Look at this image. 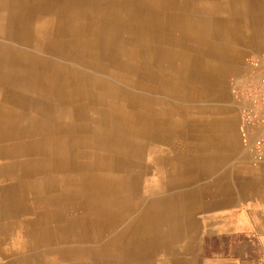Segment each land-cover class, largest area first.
I'll return each instance as SVG.
<instances>
[{
	"label": "bare ground",
	"instance_id": "obj_1",
	"mask_svg": "<svg viewBox=\"0 0 264 264\" xmlns=\"http://www.w3.org/2000/svg\"><path fill=\"white\" fill-rule=\"evenodd\" d=\"M208 2L0 0L4 172L59 207L35 240L57 250L60 264L94 263V251L80 245L103 220L92 212L100 188L141 179L129 136L169 115L167 107L207 92L196 91L205 78L191 70L203 68L224 40L222 28L207 27V13L194 12ZM133 155L141 160L142 152Z\"/></svg>",
	"mask_w": 264,
	"mask_h": 264
},
{
	"label": "crops",
	"instance_id": "obj_2",
	"mask_svg": "<svg viewBox=\"0 0 264 264\" xmlns=\"http://www.w3.org/2000/svg\"><path fill=\"white\" fill-rule=\"evenodd\" d=\"M208 1L192 10L207 13L209 29H223L217 52L222 51L211 47V59L191 70L205 78L196 91L207 90L208 96L167 107L170 116L143 124L141 136H129L141 179L100 188L120 185L129 200L106 209L99 191L92 212L111 221L102 220L93 238L80 245L94 251L93 264H264V163H256L247 148L243 103L233 92L250 77L264 75V0ZM136 149L141 160L133 155ZM1 189L0 264H60L32 247L42 202L20 199L17 186Z\"/></svg>",
	"mask_w": 264,
	"mask_h": 264
},
{
	"label": "built area",
	"instance_id": "obj_3",
	"mask_svg": "<svg viewBox=\"0 0 264 264\" xmlns=\"http://www.w3.org/2000/svg\"><path fill=\"white\" fill-rule=\"evenodd\" d=\"M243 103V135L256 163H264V75L250 77L234 89Z\"/></svg>",
	"mask_w": 264,
	"mask_h": 264
},
{
	"label": "rangeland",
	"instance_id": "obj_4",
	"mask_svg": "<svg viewBox=\"0 0 264 264\" xmlns=\"http://www.w3.org/2000/svg\"><path fill=\"white\" fill-rule=\"evenodd\" d=\"M227 38H228V36H227ZM233 92H234V89H233ZM182 102H186V100H183ZM2 145H3V143L0 142V150L2 148ZM2 159H3V154L0 152V183H7V185L6 184H0V185L1 186H6L8 189L11 188L12 185L13 186H17L16 183H15V180L12 181V180L8 179L9 174H5V172H4V170H6V165L5 164L8 163V161L2 160ZM17 175H19V174L17 173ZM4 176H6L5 179H4ZM10 184H12V185H10ZM12 190H15V189H12ZM0 191H2V189ZM18 191H19L18 195H19V197H21L20 199H26L27 197L33 196L39 202H42L41 205H40V212H39V214L37 216V219L35 220L34 228L32 229L33 236H30L31 237V241H32V247L35 248V249H40V248L44 249V255L52 256L54 258L55 262H60L59 256L56 253L57 250H55L54 248H50L48 246H45V244L44 245H41V244L38 245L36 240H35V237H37L36 235H40V237H41L42 236V232H44V231H42V227L44 228V225H45V223H44L45 216L48 214V212L50 210H52L53 208H57L58 206H54V205H51V204L47 203L45 201V196L43 195V193L40 190H37V191L33 190V192H31V191L29 192V190H26L25 188H19ZM101 191L103 192V196H104L103 198L109 200V201L106 200V202L108 203V204L106 203L107 204V209H109L110 208V204L114 203L116 200H118V201L119 200H123V196H124V199L127 198V196H125L123 194L124 191H122L120 188H115L114 187L113 189H110V190L105 189V192H104L103 189H100V192ZM13 196H15V194H13ZM106 196H107V198H105ZM24 217H26V219H24V220H29L30 219V217H27L26 215H24ZM35 228L38 230V233H34V229ZM24 230L30 235L29 230H26V229H24Z\"/></svg>",
	"mask_w": 264,
	"mask_h": 264
}]
</instances>
